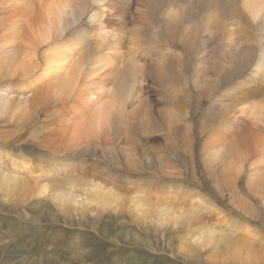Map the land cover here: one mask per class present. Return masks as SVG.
<instances>
[{"label":"rangeland","instance_id":"obj_1","mask_svg":"<svg viewBox=\"0 0 264 264\" xmlns=\"http://www.w3.org/2000/svg\"><path fill=\"white\" fill-rule=\"evenodd\" d=\"M48 1L0 0V264H264V206L242 188L264 189V152L233 166L223 160L257 109L254 100L229 109L234 95L263 83L252 80L251 69L239 73L248 46L244 19L233 18L220 33L218 18L202 8L194 50L155 33L151 45L139 47L128 39L131 28L145 27L134 22L145 2L121 0L107 9L122 17V26L110 27L121 37L117 49L101 53L95 83L83 79L63 97L51 84L56 75L36 68L23 77L22 60L13 64L6 51L23 46L31 11ZM224 1L245 11L244 0ZM254 37L261 54L257 31ZM126 48L138 57L130 93L119 97L107 88L113 67L129 57ZM163 62L200 86L159 83ZM167 89L183 96L181 108L166 101ZM259 109L264 116V105ZM229 182L253 204L252 218L231 203L234 187L217 192Z\"/></svg>","mask_w":264,"mask_h":264},{"label":"bare ground","instance_id":"obj_2","mask_svg":"<svg viewBox=\"0 0 264 264\" xmlns=\"http://www.w3.org/2000/svg\"><path fill=\"white\" fill-rule=\"evenodd\" d=\"M10 1L12 0H6L7 3ZM261 1L244 0L245 11L241 10L243 13H240L235 12L233 9V6L237 3L232 4L233 2H225L224 0H144V8L138 9L134 22L145 27L131 28L133 30H130L131 34L128 39V44L133 43L139 47H145L151 45V39L155 33V35L158 34L162 39L168 38L173 43H179L184 51L190 52L194 46V32L198 24L202 22V8L208 11L211 10L218 18L217 24L214 23V25H216V31L218 30L220 33L226 30L228 23L232 24L233 18L244 19L247 25L248 46L246 47L245 56L241 58L239 63L240 69L236 67L239 69V73L251 69L253 72L251 75L252 80L257 81L261 79L263 83L251 89H244L241 94H235L229 106V109L236 110L239 105L254 100L252 105L257 108L250 113L251 120L249 123H246L234 134L227 146L230 159L223 157V160L232 166L236 163L243 164L245 161L264 152V132L262 131L264 129V116L259 114L260 105H264V51L261 54L256 53L255 47L257 42L255 43L253 39L255 38V31H257L260 35V45L264 47V2ZM109 3H114V6H108ZM121 4V0H49L48 2L40 3L39 6H33L34 8L31 11V14H33L32 20L27 24L22 36L23 46L20 48L9 46L10 48L8 47L6 51H9L13 64L22 60L21 64L25 72L23 77L29 76L36 68H41V70L44 68L50 74L57 76L51 84L55 88L54 90L61 89L62 95L59 93L60 95L58 96H63L64 89H70L69 93H71L79 82L82 83L83 79L85 80L84 82L95 83L92 75H96L97 69L105 65L101 58L103 51L105 53L106 50L110 51L114 49L115 52V49H117L118 44L121 42V37L117 36L114 30H110V27L111 25L122 26V17L116 18L114 13H109V11L107 13V9L114 10ZM93 6H98V8L94 9ZM168 8L171 11L166 12ZM222 17L229 22L223 20ZM151 24H158L161 26V30L157 29V31H154L149 27ZM97 39H101V41L97 42ZM201 45L202 43L198 42V46H196L200 47ZM229 46L231 47V44ZM120 51L122 52V50ZM123 53L126 57L129 54V57L126 61L124 60L123 67L119 69L113 67L112 72H115V79L109 85V88H107L111 91V94L119 97H127L130 93V86L132 84H130V78L136 70L135 59L138 57L135 50L128 49V51H124ZM108 62L110 63V61ZM121 64H123L122 59ZM171 70L172 68H169L165 62L159 66L157 77L159 83L166 84L171 81L180 85L192 83L195 89L200 86V79L191 82L187 77L179 76ZM227 75L225 74L222 79L226 78ZM220 79L215 82V87L212 89L213 94H217V89L221 85L219 83ZM103 80L98 79L101 86L106 84ZM167 91L168 97L166 101L175 107L181 108L183 96L171 89H167ZM243 110H246V107H243ZM223 115L224 111H219L216 113V119L223 118ZM173 127L175 126L169 121L167 128L171 130ZM174 129L177 130V127ZM238 177L234 181L238 182ZM37 179L39 180L41 177ZM16 180L18 183L20 182L18 178ZM30 180H27L28 183H31L32 180ZM33 181L38 183L37 180ZM236 182H229L224 184L223 187L216 188V190L221 194L224 191L230 193L234 187L233 191L235 193L236 186L234 184ZM29 188L31 189L32 187L29 185ZM242 188L245 190L244 193L247 199H253L254 201L257 199L261 200V205L264 206L263 188L255 186L251 189L247 184L242 185ZM236 194H232L233 196L230 197L231 203H237V210L241 214L252 218L255 214L251 210L253 209V204L247 203L244 196L245 199ZM221 238L229 241L230 236H222ZM243 244L245 243L243 242Z\"/></svg>","mask_w":264,"mask_h":264}]
</instances>
